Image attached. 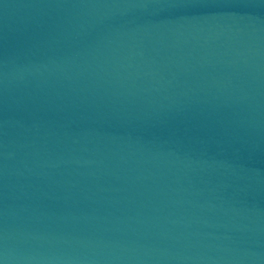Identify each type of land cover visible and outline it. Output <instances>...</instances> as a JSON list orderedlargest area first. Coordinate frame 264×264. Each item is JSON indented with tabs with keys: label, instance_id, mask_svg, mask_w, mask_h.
Returning a JSON list of instances; mask_svg holds the SVG:
<instances>
[{
	"label": "water",
	"instance_id": "obj_1",
	"mask_svg": "<svg viewBox=\"0 0 264 264\" xmlns=\"http://www.w3.org/2000/svg\"><path fill=\"white\" fill-rule=\"evenodd\" d=\"M0 264H264V0H0Z\"/></svg>",
	"mask_w": 264,
	"mask_h": 264
}]
</instances>
